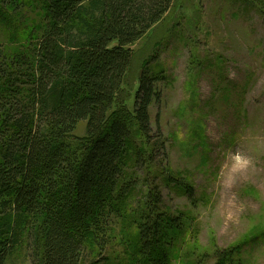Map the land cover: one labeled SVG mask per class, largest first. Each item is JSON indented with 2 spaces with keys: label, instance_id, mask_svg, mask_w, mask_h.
<instances>
[{
  "label": "trees",
  "instance_id": "1",
  "mask_svg": "<svg viewBox=\"0 0 264 264\" xmlns=\"http://www.w3.org/2000/svg\"><path fill=\"white\" fill-rule=\"evenodd\" d=\"M0 1V264L23 244L31 264H82L88 245L108 250L115 219L131 216L127 161L147 171L166 151L150 115L168 80L158 58L143 64L131 112L123 87L131 46L176 0ZM11 13L24 16L22 32H7ZM166 179L193 198L183 181ZM156 180L149 174L132 210L129 264H176L184 250L186 216L165 206ZM234 251L216 254L215 264H232Z\"/></svg>",
  "mask_w": 264,
  "mask_h": 264
},
{
  "label": "rangeland",
  "instance_id": "2",
  "mask_svg": "<svg viewBox=\"0 0 264 264\" xmlns=\"http://www.w3.org/2000/svg\"><path fill=\"white\" fill-rule=\"evenodd\" d=\"M256 1L176 0L164 21L131 46L123 104L133 110L141 68L157 57L168 80L150 115L154 141L160 130L166 151L147 171L134 157L127 161L126 176L136 181L126 206L131 216L115 219L108 250L88 245L82 264H129L132 210L144 201L149 174L165 206L186 216L176 264H215L216 254L231 249L232 264H264V0ZM22 18L6 16L7 32H22ZM3 24L0 44L7 43ZM84 130L81 123L76 135ZM168 174L192 188L193 198L169 183ZM7 264H31L25 244Z\"/></svg>",
  "mask_w": 264,
  "mask_h": 264
},
{
  "label": "clouds",
  "instance_id": "3",
  "mask_svg": "<svg viewBox=\"0 0 264 264\" xmlns=\"http://www.w3.org/2000/svg\"><path fill=\"white\" fill-rule=\"evenodd\" d=\"M235 159H236L237 163H239L241 158L239 156H237Z\"/></svg>",
  "mask_w": 264,
  "mask_h": 264
}]
</instances>
